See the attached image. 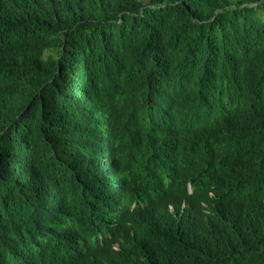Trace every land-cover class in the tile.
Listing matches in <instances>:
<instances>
[{
    "label": "trees",
    "instance_id": "obj_1",
    "mask_svg": "<svg viewBox=\"0 0 264 264\" xmlns=\"http://www.w3.org/2000/svg\"><path fill=\"white\" fill-rule=\"evenodd\" d=\"M0 264H264V0H0Z\"/></svg>",
    "mask_w": 264,
    "mask_h": 264
}]
</instances>
